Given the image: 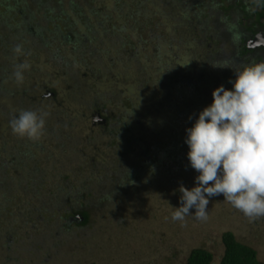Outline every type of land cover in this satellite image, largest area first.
<instances>
[{
	"label": "rangeland",
	"instance_id": "obj_1",
	"mask_svg": "<svg viewBox=\"0 0 264 264\" xmlns=\"http://www.w3.org/2000/svg\"><path fill=\"white\" fill-rule=\"evenodd\" d=\"M44 1L52 8L54 19H31L29 25L43 27L44 37L51 36L47 29L56 26L60 39L49 37L47 45L34 35L15 37L19 33H11L9 28H18L13 23L20 19L19 11L7 7L14 6L11 0H0V31L4 25L7 29L1 36L6 45H0V64L6 65L0 69V164L8 168V172H0V193L13 191L9 201L0 199V264H185L193 248L207 250L212 255L210 264H219L224 232L254 249L264 264V217L249 221L223 195L209 198L206 221L193 215L186 216L184 222L172 220L180 206V185L195 186L198 173L194 169L160 174L128 196L109 198L112 209L101 207L98 202L110 187L94 179L93 162L100 156L93 144L99 146L108 139L100 135L99 128L91 129V125L103 124L102 118L89 114L94 99L118 92L125 98L136 92L138 73L128 58L135 47L136 64L141 71L143 67L145 78L157 75V69L174 72L180 68L189 73L184 104L190 105L197 119L213 100L214 89L207 91V84L237 64L238 34L248 38L243 29L248 21L239 24L240 9L244 6L248 12L258 13L254 0ZM29 2L35 11V2ZM227 5L232 8L229 14L218 11ZM187 14L201 17L204 28L200 29L207 31V38L195 23L186 21ZM84 16L93 28L85 27ZM259 19L264 24V17ZM112 23L124 28L111 34ZM88 30L95 39L88 40ZM68 32H73L71 37ZM18 44L26 55L13 52ZM221 60L228 67H217ZM19 63L30 65L22 84L12 75ZM199 86L203 87L201 93L196 92ZM52 89L56 95L50 93ZM205 94L209 97L203 102ZM127 100L120 110L125 114L133 109ZM142 103L138 114L134 113L137 116L143 114ZM106 107L114 112L119 109ZM21 110L49 113L39 141L13 134L10 120ZM145 110L159 121L174 120L170 113L155 110L154 116L150 109ZM90 133L95 142L88 145ZM67 194L70 197L65 202ZM82 202L90 208L88 223L63 228L60 217Z\"/></svg>",
	"mask_w": 264,
	"mask_h": 264
},
{
	"label": "trees",
	"instance_id": "obj_2",
	"mask_svg": "<svg viewBox=\"0 0 264 264\" xmlns=\"http://www.w3.org/2000/svg\"><path fill=\"white\" fill-rule=\"evenodd\" d=\"M11 1L13 2L11 4H14V6L7 5V7H17L20 16V19H15V22L13 23V25H17L20 31L16 30L18 28H9L11 29V33H19L18 35H14L15 37H19L22 33H25L28 37H32L34 35L39 38L41 43L44 45L49 44V37L50 39H52L51 37H58L57 39H60L61 34L56 26L54 29L53 27L52 29H47V33L49 32L51 36L44 37L43 27H32L29 25L31 22L35 21L36 18V20L43 22L47 20L52 21V19H54L55 15L53 14L52 8L47 6L44 0ZM29 1L33 3L35 2V11L30 9ZM137 3L138 2H136V4ZM254 6H257L259 11L256 18H263L264 0H254ZM133 12V9L130 10V13ZM31 13H34L32 14L33 16ZM130 13L127 15V18H130ZM250 16H252V14ZM185 17H187L186 21L192 23V25L195 23L196 26L199 27L198 30L202 37H208L207 31L200 29L202 27L204 28V23L201 22L202 19L199 15L192 16L187 14ZM31 19H33V21ZM79 19L82 20V18ZM83 19L85 21V27H89L90 25V27L93 28L94 24L87 23V16H84ZM110 21L113 20L110 19ZM76 23L77 22L73 23L72 26ZM97 24L100 25V23ZM110 26L111 34L114 30V33H116V31L124 28L123 26H115L114 23H112V25L110 24ZM4 32L7 33L5 25L0 31V45L2 46L6 45L5 39L2 40L1 37L2 34H5ZM68 33H71V35L67 34L68 37H71L73 34V32ZM85 35H89V30L85 33ZM92 35H89L88 40L95 39ZM211 40L215 41L213 38H211ZM206 41L205 44H207ZM240 43L242 45L237 47L239 49L237 51V57L241 58L245 57V55L252 54V51L249 52L246 46H244L243 41ZM146 44L148 45L149 43ZM128 58L129 63H133L134 72L136 74L138 73L139 80L134 83L136 86V92H133L131 94L132 96L130 94L127 95L125 98H122L123 96L120 92H118L119 94L114 96L108 95L109 97L107 96L102 98V101L98 98L89 103V107L91 108L89 114H98L99 117L102 118L101 120H103V124L98 127L96 125L95 127L91 125V129L99 128L100 135H104L108 139V142L106 141L99 146L98 144H93V148L98 151V155L100 156L95 158L96 163L93 162V164L96 168L94 173L96 177H94V179L98 183L100 182L110 187L108 192L102 195L98 202L99 205L101 204V207L109 210L112 209L111 204H108L109 198L121 199V197L128 196L132 193V191H137L140 187L152 183V179L160 174L168 175L176 172V170L181 172L183 170L187 171L188 169H191L194 171L191 168L187 157L189 148L185 143V130L186 128L191 127L196 120L193 117L194 111L191 110L190 105L184 104L183 91H186L184 90L186 87L185 78L188 77L189 73L185 71V69L180 70V68L179 71L176 69L174 72H172L173 70L162 71L161 69H157L158 71L154 72L157 75L145 78L143 67L141 68V71L139 69L140 65L136 64V62H139V59L137 58L136 60L135 47H132L131 54ZM224 65L225 64H223L222 60L217 63V67ZM5 67L6 65L1 66L0 64V69ZM232 72L234 73V71ZM229 75L230 71L227 70L225 73H221L214 78L209 85L205 83L204 87H206L207 84V88H210L207 91H211L220 85H224L226 89L230 86L229 89H232L233 86H231V83L226 80ZM139 86L140 88H138ZM195 88L197 90L196 92L199 93L203 90L202 86H199L198 89L197 87ZM50 93H52V95H56V92L53 89L50 90ZM152 94L155 95V98H151ZM208 97L205 94L203 102H206V98ZM126 100L132 103L130 107L133 109L130 110L129 114H125V111H120L121 106L123 108ZM140 103L144 104L145 108L142 109L143 114L141 116H137L134 113L138 114V107ZM200 103L198 105H200ZM106 105H112V107L119 106V109L114 112L112 109H107ZM162 107L163 109H161ZM146 108L150 109L154 116L157 111L158 114L170 113L174 117V120L171 122H168L169 120L165 121L166 119L159 121L153 116L150 117L151 114L149 113V110H145ZM126 116L129 119H127ZM189 116L192 117L191 120L189 119ZM91 122L92 121L90 120V123ZM170 124H172L173 127H171ZM168 126H170V129H168ZM91 135H93V133H90V135L86 137L88 145L95 142L93 136ZM133 146L135 147L133 148ZM4 170L8 172L7 164L2 163L0 164V172ZM69 195L70 194H67L65 196V202L69 201ZM12 196L13 191L10 189H6V191H2L0 193V199L2 198V202L9 201L8 197L12 198ZM89 211L90 208L86 206L85 202H82L77 207H71L66 212V218L60 217V225L63 228L70 227L71 223L84 225L89 221ZM6 233L8 234L9 232ZM221 242L223 246V254L219 264H263L258 259L256 251L237 241L231 232L222 233ZM211 261L212 255L210 252L202 248H193L190 250L185 264H210Z\"/></svg>",
	"mask_w": 264,
	"mask_h": 264
},
{
	"label": "clouds",
	"instance_id": "obj_3",
	"mask_svg": "<svg viewBox=\"0 0 264 264\" xmlns=\"http://www.w3.org/2000/svg\"><path fill=\"white\" fill-rule=\"evenodd\" d=\"M13 52L26 55L19 44ZM29 68L27 63L14 66L17 84L23 83ZM233 70L232 89L215 88L212 103L185 130L187 157L198 175L191 189L180 185V206L172 213L173 221L184 222L189 215L206 221L209 198L219 195L249 221L264 217V61ZM48 115L21 110L10 120L11 130L19 138L39 141Z\"/></svg>",
	"mask_w": 264,
	"mask_h": 264
},
{
	"label": "flooded vegetation",
	"instance_id": "obj_4",
	"mask_svg": "<svg viewBox=\"0 0 264 264\" xmlns=\"http://www.w3.org/2000/svg\"><path fill=\"white\" fill-rule=\"evenodd\" d=\"M225 1H227V0H225ZM234 1L236 3H240L243 0H234ZM231 9L232 8L227 5L225 7L218 8V11H221L222 14L226 15V14H229ZM237 11L238 10H236V12ZM240 12H241V16L239 19V21H240L239 24L240 25L244 24L242 21L245 19L248 21L246 24L247 25L246 27H245V25H244V27L242 26L244 31L247 32L248 38L246 39V37L243 36L242 34H238V46L242 45L240 42L243 41L244 46H246V48H247V50H249V52L252 51V54L245 55V57H241V58L237 57L238 58L237 64L236 65L231 64L232 71H234L233 69H236V70L242 69V67L249 65V64H252V63L264 61V56L262 55V53L264 52V24H262L261 19L256 18L257 12H253V13L248 12L244 6H242V8L240 9ZM249 14L250 15L252 14V16H250ZM256 37H259V39H260V41L257 42V46L254 48H249L248 43L250 41H253L254 39H256ZM238 50L239 49L236 48V52ZM253 52H256V53H253ZM232 71H230V75L227 76L226 80L228 82L230 80H235V78H236L234 76L235 72L233 73ZM231 86H233V85L231 84ZM229 87L230 86H228V89H229ZM94 116L99 118L98 114H96Z\"/></svg>",
	"mask_w": 264,
	"mask_h": 264
},
{
	"label": "water",
	"instance_id": "obj_5",
	"mask_svg": "<svg viewBox=\"0 0 264 264\" xmlns=\"http://www.w3.org/2000/svg\"><path fill=\"white\" fill-rule=\"evenodd\" d=\"M259 41H260L259 37H256V39H254L253 41H250V42L248 43V47H249V48H254V47H256V46H257V42H259Z\"/></svg>",
	"mask_w": 264,
	"mask_h": 264
}]
</instances>
